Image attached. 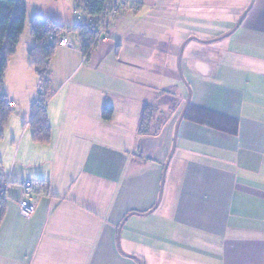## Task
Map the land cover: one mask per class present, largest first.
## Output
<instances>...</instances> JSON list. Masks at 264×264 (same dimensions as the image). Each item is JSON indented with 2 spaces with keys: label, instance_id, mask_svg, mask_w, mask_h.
Returning a JSON list of instances; mask_svg holds the SVG:
<instances>
[{
  "label": "crops",
  "instance_id": "crops-1",
  "mask_svg": "<svg viewBox=\"0 0 264 264\" xmlns=\"http://www.w3.org/2000/svg\"><path fill=\"white\" fill-rule=\"evenodd\" d=\"M251 1L124 0L87 57L80 33L66 32L74 48L58 47L49 65L50 144L34 140L42 84L26 25L3 84L14 106L0 142V264H139L118 248L125 220L122 248L143 264H264V0L229 38L187 44L191 104L162 202L141 216L159 201L189 96L182 46L224 36ZM146 106L153 117L142 135ZM25 181L35 184L31 218L19 205Z\"/></svg>",
  "mask_w": 264,
  "mask_h": 264
},
{
  "label": "trees",
  "instance_id": "trees-1",
  "mask_svg": "<svg viewBox=\"0 0 264 264\" xmlns=\"http://www.w3.org/2000/svg\"><path fill=\"white\" fill-rule=\"evenodd\" d=\"M74 2L77 6L75 11L81 10L83 14L85 13V16L82 17V23L74 28H66L51 19L35 18L32 21L31 34L35 45L29 51L30 66L42 84L39 90L40 97L33 107L32 127L34 140L42 144H50L52 141V130L47 116L48 103L52 95L48 75L50 60L59 47V39L61 37L70 38L66 32H79L82 51L87 57L97 42L101 26L100 20L108 15L112 5L109 0H74ZM27 13L26 0H0V142L4 139V132L12 114L11 103L8 101L3 84L8 62L16 54L24 34ZM77 18L79 19V17ZM114 21L108 27L109 31ZM152 111L150 106H146L143 111L140 126V134L142 135L148 134L150 131ZM113 113L112 107H105L103 119L110 121ZM3 190L4 187L0 185V224L4 215L5 198L2 197Z\"/></svg>",
  "mask_w": 264,
  "mask_h": 264
},
{
  "label": "water",
  "instance_id": "water-1",
  "mask_svg": "<svg viewBox=\"0 0 264 264\" xmlns=\"http://www.w3.org/2000/svg\"><path fill=\"white\" fill-rule=\"evenodd\" d=\"M254 2H255V0L251 1L250 6L248 7L247 11L243 14V16L239 19V21L237 22L236 26L230 32L225 34L224 36L219 37V38L214 39V40H210V41H202V40H200L198 38L191 37L182 46L181 51H180V55H179V73H180V77H181L182 81L184 82V84L189 89V96H188L186 105H185V107H184V109H183V111L181 113V116H180L179 121H178L177 126H176L175 135H174V142H173V148H172L170 156H169V158H168V160L166 162L164 173H163L162 187H161L159 201H158L157 205L149 213L141 215V216H149V215L153 214L159 208V206H160V204L162 202L163 193H164V186H165V181H166V176H167V171H168V167H169V165H170V163H171V161H172V159L174 157V154H175V151H176V148H177V142H178V137H179L180 126H181V123L184 120V117H185V115H186V113L188 111V108H189L190 104H191L192 90H191V88H190V86H189V84H188V82H187V80H186V78L184 76L183 68H182L183 54H184V50H185L187 44L190 43L191 41H198V42L204 43V44H212V43H215V42L222 41V40H224L226 38H229L231 35H233L241 27L245 17L247 16L249 11L251 10ZM130 216H132V215H130ZM125 221L121 224V226L119 228V231H118V248H119L120 252L122 254H124L125 256L136 260L139 264H143L142 261H140V259H138L137 257L131 256V255H128L127 253H125V251L122 248V245H121V232H122V228H123V226L125 224Z\"/></svg>",
  "mask_w": 264,
  "mask_h": 264
},
{
  "label": "built area",
  "instance_id": "built-area-1",
  "mask_svg": "<svg viewBox=\"0 0 264 264\" xmlns=\"http://www.w3.org/2000/svg\"><path fill=\"white\" fill-rule=\"evenodd\" d=\"M109 1L112 3V5L110 7V11L108 15L104 19L100 20L101 26L99 28L97 42H104L108 40L109 38V28L108 27L119 14L121 5L123 3V0H109ZM74 14L77 17H79V19L82 18V15L80 12L75 11ZM59 47L73 49L74 48L73 40L69 37H61L59 39ZM11 106H13V104H11ZM22 187H23V192H24V198L20 201L19 205H20V208L23 214L26 217L31 218L34 216L37 210V203L35 199L33 198L35 184L32 181H25ZM6 192H7L6 190H3L2 197L6 198Z\"/></svg>",
  "mask_w": 264,
  "mask_h": 264
},
{
  "label": "rangeland",
  "instance_id": "rangeland-1",
  "mask_svg": "<svg viewBox=\"0 0 264 264\" xmlns=\"http://www.w3.org/2000/svg\"><path fill=\"white\" fill-rule=\"evenodd\" d=\"M26 1H27L28 13H27V22H26L27 29L24 36L25 41L27 39H31L32 21L35 18H48V16L62 15V17H64V19L67 20V22H72V23L75 22V20L77 19V17L73 14L74 9L77 7L74 0H26ZM77 12H80L82 17L85 16V13L83 14L81 10H78ZM180 82L182 84L184 83L182 80H180Z\"/></svg>",
  "mask_w": 264,
  "mask_h": 264
}]
</instances>
